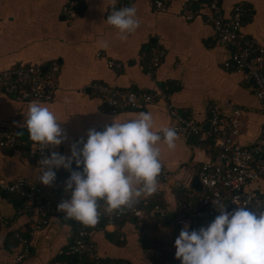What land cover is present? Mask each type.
I'll use <instances>...</instances> for the list:
<instances>
[{
	"label": "crops",
	"instance_id": "crops-1",
	"mask_svg": "<svg viewBox=\"0 0 264 264\" xmlns=\"http://www.w3.org/2000/svg\"><path fill=\"white\" fill-rule=\"evenodd\" d=\"M112 2L114 0H79L73 14L68 16L63 12L66 0H0V70L20 64L43 68L52 62L59 65L53 98L35 102L54 111L67 139L43 151L70 156L73 143L81 138L86 140L89 129L103 131L113 117L123 120L145 111L153 115L154 130L173 124L163 101L110 114L94 87L96 83L121 90H151L168 84V99L174 109L192 117L204 129L208 128L210 102L217 103L223 115L240 109L244 124L236 141L246 146L252 144L264 125L262 104L244 73L225 70L224 62L230 52L201 16L203 2L167 0L166 10L158 11L150 0H133L140 25L126 41L117 39L118 30L107 23V8ZM186 2L199 10L192 20H186L182 14ZM236 4L244 5L251 12L241 32L264 45V0H222L224 14L228 15ZM101 40L109 42L107 49L99 47ZM154 45L164 49V56L150 77L141 53ZM108 60L120 62L121 67L109 66ZM65 97L71 103H64ZM31 102L34 101H18L0 90V129L6 136L23 141L25 148L0 145V180L11 183L23 178L39 188L51 203L59 204L69 198L65 192L67 171L61 167L53 169L56 179L51 186L37 179L41 150L30 140L24 126ZM176 143L174 151L168 150L163 141L158 145L166 176L158 177L154 195L166 207L167 215L151 219L125 216L112 223L101 215L96 225L85 226L88 240L95 245L101 259L125 264H181L157 254L167 249L176 250L174 241L181 230L171 224L179 204L175 181L190 184L197 177L200 164L216 161L217 152L207 139L196 136L185 139L178 135ZM28 150L36 153L29 157ZM72 168L76 169L74 161ZM248 188L264 196V179L252 182ZM103 207L101 202L100 211ZM226 209L233 210L228 205ZM35 219L33 214L22 210V200L17 193L0 189V264H9L24 251L25 244V256L18 264H80L77 256L67 252V247L83 224L59 212L51 217L47 227L32 232ZM213 220L206 216L199 227Z\"/></svg>",
	"mask_w": 264,
	"mask_h": 264
},
{
	"label": "built area",
	"instance_id": "built-area-1",
	"mask_svg": "<svg viewBox=\"0 0 264 264\" xmlns=\"http://www.w3.org/2000/svg\"><path fill=\"white\" fill-rule=\"evenodd\" d=\"M221 1L205 0L202 4L201 16L213 28L217 40L230 52L229 58L224 62L225 70L242 72L246 75L264 112V45L244 36L241 32L242 25L251 15L250 9L242 4H236L230 13L225 15ZM78 2L79 0H66L63 12L71 16ZM150 4L158 11H165L167 8V0H150ZM113 6L115 9L133 6V0H114L108 5V13L113 10ZM198 11L190 2H186L182 14L186 20H192L199 13ZM141 54L148 59L145 71L152 77L162 62L164 49L154 45L143 50ZM107 63L118 69L121 67V63L114 60H108ZM58 72L59 65L56 62H52L47 68L41 65L20 64L0 70V90L18 101H50L57 88ZM94 87L102 97L107 111L112 115L121 109H140L163 101L164 107L174 120L170 127L175 128L178 135L185 139L196 136L211 138L213 141L217 150V160L202 162L197 172L202 191L194 189L191 183L175 181V187L179 190V204L177 214L171 219L174 227L182 229L187 224L189 230L198 229L206 216L215 218L219 212L212 201L235 208L238 207L235 203L247 204V207L253 210L264 211V196L257 190L248 188L252 182L264 179V125L252 144L246 146L236 141V136L239 135L244 124L240 109H233L227 115H223L218 104L210 102L207 106L208 128L204 129L195 119L174 109L168 99V84L157 85L151 90H121L103 83H96ZM0 136L2 147L25 149L23 141L6 136V132L1 129ZM35 153L28 150L27 156L32 157ZM39 153L41 157L51 154L44 151ZM61 169L67 171L68 178L70 172L63 167ZM165 176L166 173L162 170L159 177ZM0 189L17 193L22 200V210L36 217L31 225L32 232L47 227L51 217L60 212L57 205L51 203L39 188L29 185L23 178L11 183L0 180ZM139 203L141 206L126 208L122 214L119 212L103 214V209L101 213L109 223L125 216L151 219L167 215L166 207L162 204H149L148 198L141 199ZM26 247L27 244L24 251L15 256L9 264H18L25 256ZM175 251L167 249L157 254L169 260L180 261L175 258ZM67 252L77 256L80 264H87L82 262L86 260L94 264H99L101 261L97 248L88 240V230L83 225L77 228ZM107 264L125 263L108 261Z\"/></svg>",
	"mask_w": 264,
	"mask_h": 264
},
{
	"label": "clouds",
	"instance_id": "clouds-1",
	"mask_svg": "<svg viewBox=\"0 0 264 264\" xmlns=\"http://www.w3.org/2000/svg\"><path fill=\"white\" fill-rule=\"evenodd\" d=\"M107 23L118 30L117 39L126 41L140 20L134 6H113ZM98 44L101 49L109 47L106 40ZM64 103L71 101L65 97ZM58 121L49 107L35 101L29 104L24 126L41 151L67 139ZM177 139L175 128L154 130L151 112L142 111L123 120L113 117L103 131L89 129L86 140L73 143L70 156L56 151L42 156L37 179L51 186L56 179L53 169L68 170L65 192L69 198L57 205L58 211L86 227L94 226L102 215L101 202L103 214H122L139 203L141 197L157 191L162 171L158 145L163 141L168 150L174 151ZM73 161L76 169L72 168ZM212 202L219 215L198 229L189 230L185 224L174 241L175 258L181 264H264V211L241 203H235L238 207L228 211L225 204Z\"/></svg>",
	"mask_w": 264,
	"mask_h": 264
},
{
	"label": "trees",
	"instance_id": "trees-1",
	"mask_svg": "<svg viewBox=\"0 0 264 264\" xmlns=\"http://www.w3.org/2000/svg\"><path fill=\"white\" fill-rule=\"evenodd\" d=\"M201 1L204 2L205 0H201ZM143 58H144V60H145V65H144V66L146 67V66H147V63H148V59H147V57H143ZM207 140L209 141L211 147L215 150V152H217L216 148H215L214 145H213V141L211 140V138H208ZM148 202H149V204H155V203H157V204H162V203L159 201L158 197H157L156 195H154V194L148 197ZM54 205H58V204L55 203ZM134 206H135V207L141 206V203H137V204H135ZM229 207H231L232 209H235V207H233V206H229ZM60 213H63V212L60 211ZM127 217L131 218V216H127ZM82 262H85V263H87V264H94V263L89 262V261H87V260H86V261H82ZM99 264H107V261L104 260V259H101V261H100Z\"/></svg>",
	"mask_w": 264,
	"mask_h": 264
},
{
	"label": "water",
	"instance_id": "water-1",
	"mask_svg": "<svg viewBox=\"0 0 264 264\" xmlns=\"http://www.w3.org/2000/svg\"><path fill=\"white\" fill-rule=\"evenodd\" d=\"M191 186L196 189V190H200L202 188L199 180L197 177L193 178L192 182H191Z\"/></svg>",
	"mask_w": 264,
	"mask_h": 264
}]
</instances>
